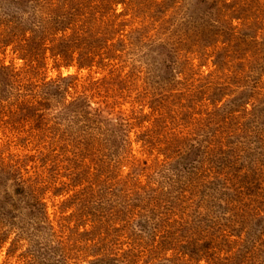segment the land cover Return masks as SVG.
<instances>
[{"label": "rangeland", "instance_id": "rangeland-1", "mask_svg": "<svg viewBox=\"0 0 264 264\" xmlns=\"http://www.w3.org/2000/svg\"><path fill=\"white\" fill-rule=\"evenodd\" d=\"M0 264H264V0H0Z\"/></svg>", "mask_w": 264, "mask_h": 264}]
</instances>
